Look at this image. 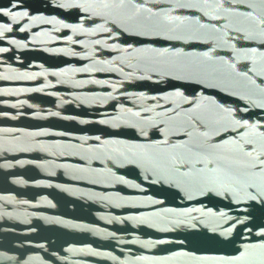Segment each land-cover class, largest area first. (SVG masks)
<instances>
[{
  "label": "water",
  "instance_id": "water-1",
  "mask_svg": "<svg viewBox=\"0 0 264 264\" xmlns=\"http://www.w3.org/2000/svg\"><path fill=\"white\" fill-rule=\"evenodd\" d=\"M0 264H264V0H0Z\"/></svg>",
  "mask_w": 264,
  "mask_h": 264
}]
</instances>
